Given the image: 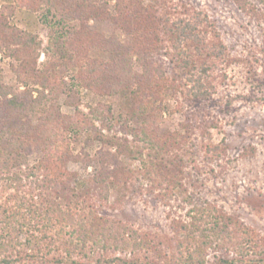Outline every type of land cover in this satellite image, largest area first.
<instances>
[{"label":"rangeland","instance_id":"obj_1","mask_svg":"<svg viewBox=\"0 0 264 264\" xmlns=\"http://www.w3.org/2000/svg\"><path fill=\"white\" fill-rule=\"evenodd\" d=\"M7 1L0 0V18L8 14L5 7L11 3ZM136 3L149 17L148 24L158 37L157 43L164 46L166 67V82L156 94L158 99L153 103L151 98L152 103L148 104V107L161 105L163 110L148 113L145 122L149 129L164 136L174 135L176 140L164 152L150 148L124 132L127 99L122 95H97L84 86L68 87L57 99L60 113L74 120L84 117L88 123L80 128L76 138L67 135L75 156L68 171L76 175L72 186L80 197L79 206L134 226L168 255L176 253V236L183 235L176 224L188 223L191 220L188 213L195 209L196 215L211 212L234 217L264 238V20L260 18L263 6L256 0H136ZM114 5L115 0H109L111 15H115ZM15 13L9 24L26 32L19 26V19L32 15L33 31L41 42L36 48L37 57L28 54L27 59H34L36 66L53 59L55 47L49 44L50 32L40 22V13L19 8ZM186 21L197 26L194 33L200 41H186L175 50L170 28L174 23ZM89 25L94 31L106 36L115 33L121 41L125 40L126 33L114 29L110 21L94 20ZM131 30L134 32V26ZM220 45L224 48L221 56L213 57ZM82 52L77 65L83 67L93 57L110 59L107 53ZM18 59L0 51V80L16 91H23L15 70L20 69L24 56ZM185 60L191 64L180 66ZM75 65L69 59L60 60L49 72L69 83L77 77ZM133 65L140 71L135 59ZM195 80L201 81L209 97L194 98L190 94L196 87ZM30 87L36 88L33 84ZM130 123L135 124V119ZM214 146L218 150L208 151L207 147ZM100 151L114 155L119 169L110 180L107 200L91 181L99 171ZM39 157L34 152L26 163L34 164ZM165 178L170 180L169 186L164 183ZM200 223L205 231V222ZM206 233L199 230L196 236ZM59 254L54 251L47 258L48 264H57L51 257ZM147 256L153 255L147 251L139 254L140 258ZM250 259H264V253L252 254Z\"/></svg>","mask_w":264,"mask_h":264},{"label":"trees","instance_id":"obj_2","mask_svg":"<svg viewBox=\"0 0 264 264\" xmlns=\"http://www.w3.org/2000/svg\"><path fill=\"white\" fill-rule=\"evenodd\" d=\"M256 1L263 6L260 11H264V0ZM114 6L115 15H111L109 0H11L5 7L8 14L0 18V51L17 60L24 56L22 70H15L24 90L16 91L0 80V264H48L47 258L54 251L60 253L51 257L57 264L264 263V259H250L252 254L264 253V238L238 219L222 213L196 215L198 210H191L188 223L176 224L183 235L176 236V253L168 255L134 226L79 206L80 197L72 186L76 175L68 171L75 156L67 135L76 138L80 128L88 123L83 116L74 120L60 113L57 99L68 87L84 86L97 95H122L127 99L124 132L150 148L164 152L176 140L174 135L164 136L149 129L145 122L148 113L163 110L161 105L148 107V104L152 103L151 98L155 103L156 94L166 82L164 46L157 43L158 37L148 24L149 17L139 9L136 0H115ZM16 8L38 14L45 9L39 20L50 32L49 44L55 47L53 59L35 65L36 48L41 42L37 35L9 24ZM260 16L264 20V12ZM94 20L110 21L114 29L126 33L125 40L121 41L115 33L106 36L94 31L89 25ZM173 26L170 32L175 50L186 41H200L194 33L197 30L194 23L186 21ZM218 48L213 57L221 56L224 48L222 45ZM85 50L107 53L110 59L93 57L85 67L77 65ZM28 54L34 59L28 60ZM65 59L74 61L78 68L77 79L69 83L49 72L57 61ZM134 59L140 71L134 69ZM190 64L185 60L180 66ZM195 84L190 91L194 98L210 96L200 80H195ZM134 119L135 124L130 125ZM207 149L216 151L218 147ZM34 152L40 157L29 165L26 158ZM97 157L99 171L91 181L107 200L110 180L119 171L117 159L109 151H100ZM139 159L148 170L142 155ZM163 181L169 186L170 180ZM202 220L205 231L201 228ZM199 230L207 233L196 236ZM142 251L153 256L140 258Z\"/></svg>","mask_w":264,"mask_h":264},{"label":"crops","instance_id":"obj_3","mask_svg":"<svg viewBox=\"0 0 264 264\" xmlns=\"http://www.w3.org/2000/svg\"><path fill=\"white\" fill-rule=\"evenodd\" d=\"M8 2V4L9 3H11V0H8L7 1ZM18 8H16L15 10H14V12H13V14L15 15L16 13V10H17ZM21 11H27V12H30V11H28V10H25V9H20ZM32 14H34L33 12H32ZM33 17H32V15H28L27 17H26V15L25 16H23V18L21 17L19 20V22H20V27H23L24 28V30L26 31V32H28V33H33L34 34V31H33V27H32V25H33V19H32Z\"/></svg>","mask_w":264,"mask_h":264},{"label":"built area","instance_id":"obj_4","mask_svg":"<svg viewBox=\"0 0 264 264\" xmlns=\"http://www.w3.org/2000/svg\"><path fill=\"white\" fill-rule=\"evenodd\" d=\"M0 7H1V5H0Z\"/></svg>","mask_w":264,"mask_h":264}]
</instances>
